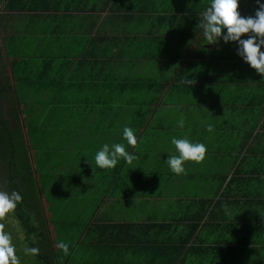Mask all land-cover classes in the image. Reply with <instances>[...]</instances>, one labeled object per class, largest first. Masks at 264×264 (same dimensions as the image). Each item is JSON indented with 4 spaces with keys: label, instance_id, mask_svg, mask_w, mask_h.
<instances>
[{
    "label": "crops",
    "instance_id": "crops-1",
    "mask_svg": "<svg viewBox=\"0 0 264 264\" xmlns=\"http://www.w3.org/2000/svg\"><path fill=\"white\" fill-rule=\"evenodd\" d=\"M28 1L0 0L4 64L12 80L23 47L12 67L27 78L12 91L26 105L7 112L38 119L43 211L84 228L67 258L54 245L63 264H264V76L235 44L205 40L210 0ZM256 8L239 0L242 16ZM173 137L203 143L205 159L172 173ZM116 143L137 159L98 168Z\"/></svg>",
    "mask_w": 264,
    "mask_h": 264
},
{
    "label": "trees",
    "instance_id": "trees-1",
    "mask_svg": "<svg viewBox=\"0 0 264 264\" xmlns=\"http://www.w3.org/2000/svg\"><path fill=\"white\" fill-rule=\"evenodd\" d=\"M27 5H30L28 0H7L5 10H30L32 7ZM22 50L20 47L18 50L16 48L13 54L9 53V56L12 55L14 58L7 57L11 58V80L0 49V189L21 194L22 200L10 214L22 232V242L26 248L38 249L34 255L36 261L39 264H63L65 259L54 251V245L66 243L67 252L70 254L77 239L82 236L84 228L77 227V222L73 223L64 216L56 218L59 215L56 212L43 211L40 193L44 190V184L36 180L34 175L37 169L33 170L30 162L32 157L40 156L41 152V149L34 148L29 140L32 134L30 130L33 126L34 129L37 128L38 119L33 117L31 120V117L24 115L19 117L15 114L17 112L15 108L11 113L7 112L10 105L11 107L20 105L19 101L16 103L11 100L13 89L27 82L26 74L22 72V76L18 77L12 67L13 63L23 57L21 56L24 54L23 47ZM45 154H49L47 149ZM50 197L47 196L45 199L48 200ZM73 235V240H70ZM68 253L65 258L69 256Z\"/></svg>",
    "mask_w": 264,
    "mask_h": 264
},
{
    "label": "clouds",
    "instance_id": "clouds-1",
    "mask_svg": "<svg viewBox=\"0 0 264 264\" xmlns=\"http://www.w3.org/2000/svg\"><path fill=\"white\" fill-rule=\"evenodd\" d=\"M256 4L254 15L246 17L238 11L239 0H210L209 6L202 13L203 19L197 26L202 29V35L208 44H235L237 56L257 74L264 76V0H256ZM188 83L191 84L192 81ZM177 125L184 127L183 117L178 119ZM207 131H212L210 124ZM122 136L129 145L137 143L136 136L129 127H124ZM171 144L176 154L170 155L165 163L174 174L185 173L184 164L187 161L200 163L205 159L207 149L203 143L192 142L186 137H173ZM120 159L131 163L137 156L127 151L121 143L113 144L111 148L105 144L94 155L95 165L101 169L115 167ZM21 200L19 192L0 189V218L11 213ZM58 246L67 253L66 243L61 242ZM26 252L36 255L38 249L28 248ZM0 264H18L10 236L3 231H0Z\"/></svg>",
    "mask_w": 264,
    "mask_h": 264
},
{
    "label": "rangeland",
    "instance_id": "rangeland-1",
    "mask_svg": "<svg viewBox=\"0 0 264 264\" xmlns=\"http://www.w3.org/2000/svg\"><path fill=\"white\" fill-rule=\"evenodd\" d=\"M17 42L19 46L23 45L22 39H17ZM32 52L33 50L31 51V53ZM20 63L21 65H24L25 61H20ZM21 90L25 91L26 88L21 87L19 89V92L16 91V93H18V97L21 96L22 93L20 92ZM12 100L15 101L14 99ZM18 100L20 105H26L27 102L26 100L24 101L21 98H18ZM0 226H2V228H0V231L8 233L10 236V242L14 246L15 255L17 257L18 264H39V262L36 261L34 255L26 252L27 248L22 242L23 239L22 232L19 230L17 222L10 213L0 218Z\"/></svg>",
    "mask_w": 264,
    "mask_h": 264
}]
</instances>
